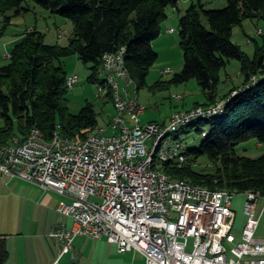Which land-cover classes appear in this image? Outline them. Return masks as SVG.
<instances>
[{
    "label": "trees",
    "instance_id": "trees-1",
    "mask_svg": "<svg viewBox=\"0 0 264 264\" xmlns=\"http://www.w3.org/2000/svg\"><path fill=\"white\" fill-rule=\"evenodd\" d=\"M31 1L71 20L74 31L67 46L48 44L46 35L38 30L26 33L15 44L10 63L0 69V115L5 122L0 127V146L26 139L33 129L51 137L59 128L64 136L83 141L99 127L98 114L91 104L78 115L69 111L68 74L62 60L77 56L90 67L88 81L103 84L104 56L125 49L126 70L138 90L144 88L159 60L153 42L162 34L167 10L178 9L180 0H0V19L4 20L0 39L13 19L28 11L24 5ZM257 19H264V0H228L222 10L192 4L180 18L185 65L173 83L196 80L208 99L204 105L219 99L230 101L221 116L209 122L200 119L179 132L210 126L206 133L197 130L206 139L200 147L188 150L189 164L183 168L162 165L174 179L192 180L212 191L253 192L264 197V156L251 159L237 153L240 145L251 140L264 145V46L258 45L251 58L232 42L235 27ZM232 60L241 63L243 83L219 98L221 72ZM254 78L257 83L253 86ZM15 122L18 135L13 131ZM203 157L212 163L209 172L195 168ZM8 256L1 244L0 264H5Z\"/></svg>",
    "mask_w": 264,
    "mask_h": 264
},
{
    "label": "built area",
    "instance_id": "built-area-1",
    "mask_svg": "<svg viewBox=\"0 0 264 264\" xmlns=\"http://www.w3.org/2000/svg\"><path fill=\"white\" fill-rule=\"evenodd\" d=\"M121 53L104 56L109 79L116 81L114 95H120V108L111 125L97 133V141L73 150L59 138L56 147H45L32 135L0 151V174L64 198L59 212L74 226L50 233L60 257L72 250L75 239L89 237L115 244L121 254L138 251L145 257L143 264H264V241L256 236L260 200L246 197L247 222L237 237L232 195L168 186L162 177L148 172V155L163 131L223 102L176 113L168 124L142 125L146 108L131 97L130 86L119 75ZM69 81L73 89L80 79L69 76ZM166 158L169 153L163 161ZM180 161L191 160L181 156Z\"/></svg>",
    "mask_w": 264,
    "mask_h": 264
},
{
    "label": "rangeland",
    "instance_id": "rangeland-1",
    "mask_svg": "<svg viewBox=\"0 0 264 264\" xmlns=\"http://www.w3.org/2000/svg\"><path fill=\"white\" fill-rule=\"evenodd\" d=\"M192 4L199 7L202 5L206 10H222L228 6V0H180L178 9L170 7L167 10L168 18L162 24V34L153 42V46L159 55V60L150 70L147 85L137 90V92L134 86L130 88L132 89V96L138 97L142 106L146 108L144 115L158 124H168L170 118L176 113L188 112L190 109L192 111L198 107H209L226 101V99H219L214 104L204 105L208 99L196 80L185 84L173 83L174 76L181 73L185 65V54L180 46V18ZM24 7L28 11L22 16L15 17L12 21V26L7 29L5 35L0 39V69L10 63L9 55L15 44L28 32L34 30L43 32L46 35V42L51 45L67 46L69 44L70 37L74 31V24L71 20L54 15L32 1L25 4ZM13 14L11 13L10 15ZM203 21L205 26L208 27L206 18H203ZM3 22L4 20L0 19V29L4 25ZM171 30L175 33H171ZM232 42L253 58L258 45L264 46V19L246 20L242 26L235 27ZM62 63L68 77L78 76L80 79L79 84L75 88H69L67 95L69 111L74 115H78L87 104H91L98 114L99 128L109 127L112 118L116 115L114 101L112 98H105L106 92L101 93L97 84L88 81L91 75L90 67L85 65L77 56L65 58ZM101 78L103 79L102 74ZM242 83L241 63L237 60H232L221 72L218 97L221 98L232 88L241 86ZM140 119L142 121V117ZM206 121L209 122L210 120ZM4 126L5 122L0 115V127ZM197 130H202V132L206 133L210 130V126H197L194 130L189 129L188 132L186 130L185 133H181L180 139L186 144L187 150L200 147L206 139V136L197 133ZM13 131L15 135H18L16 122L14 123ZM237 153L251 159H259L264 156V145L257 140H251L240 145ZM195 168L198 171L207 170L209 172L212 168V163L208 158L203 157L198 160ZM15 180L18 181V193L21 192L23 195L25 190L29 192V188L23 186V184L30 185L29 183L19 179ZM63 200L64 198L60 196L57 208L58 213L54 217L55 224L59 223V226L72 229L73 220L59 212V205ZM20 201H22V196L16 198L17 206L21 208L25 203L23 201L21 206ZM245 203L246 194H234L233 210L236 213L234 234L237 237L241 236L247 222ZM256 213L261 220L256 236L264 240V200L259 201ZM93 240L89 237H79L76 244L80 243L81 247L86 249L87 256H90L89 254L96 252L98 249L94 246L95 241ZM116 250L118 251L117 248ZM113 258L112 260L115 263L116 253ZM130 258L132 259L131 256ZM87 264H100V262L98 258H90L87 260Z\"/></svg>",
    "mask_w": 264,
    "mask_h": 264
},
{
    "label": "crops",
    "instance_id": "crops-1",
    "mask_svg": "<svg viewBox=\"0 0 264 264\" xmlns=\"http://www.w3.org/2000/svg\"><path fill=\"white\" fill-rule=\"evenodd\" d=\"M141 117L142 125L155 122L144 114ZM17 185L18 181L15 179L0 174V245L4 244L9 254L5 264H61L62 261V264H87L90 258H98L100 264L144 263L142 253L132 251L121 254L116 250L117 246L107 240H93L98 249L87 256L86 249L80 243L76 244L77 238L72 244V250L60 257L56 242L50 238V233L55 228L62 227L59 223L55 224L54 220L60 196L33 184H23L29 188V192L25 190L22 195L17 192ZM21 196L20 205L22 206L23 201L25 203L23 209L16 203V198ZM260 240L264 241L262 238ZM115 253L117 258L114 263L112 259ZM76 255L78 257L74 260Z\"/></svg>",
    "mask_w": 264,
    "mask_h": 264
},
{
    "label": "bare ground",
    "instance_id": "bare-ground-1",
    "mask_svg": "<svg viewBox=\"0 0 264 264\" xmlns=\"http://www.w3.org/2000/svg\"><path fill=\"white\" fill-rule=\"evenodd\" d=\"M173 32V30H171ZM113 57H120V51L113 53ZM168 73V72H167ZM103 81L104 83L98 84L101 93L106 92V97L112 98L114 101L115 109L118 111L120 108V95H114L116 93V81H110L109 76L106 72V65L103 64L102 69ZM119 75L125 80L127 85L130 88L133 86L138 90L135 82L131 79L128 71L126 70L125 64V49H122L121 53V66L119 67ZM261 78V77H259ZM255 79V78H254ZM252 82V81H251ZM257 83V79L253 80L251 85H255ZM67 87L70 88V81L69 77L67 78ZM131 97L134 99H138V97L132 96V89H131ZM230 100L225 101L216 109L209 110V111H199L196 114V118L189 119L186 121H180L179 125L176 128H170L166 131H163L157 140L154 142L153 147L148 155V172L150 175L153 176H160L162 177L168 186H183L188 190H192L197 193H206V194H230L232 198H234V194L229 191H212L204 186L195 184L192 180H179L174 179L171 174L166 173L161 168L164 163H170L173 166L178 168H183L190 162H181L180 158H185V160H191L190 154L186 148V144L180 139L181 133H179L183 129H187L193 122L198 121L200 119H212L216 116H221L226 110V105ZM191 110V109H190ZM188 112H180V114H187ZM225 110V111H224ZM193 111V110H192ZM111 125V124H110ZM105 128H97L91 134L87 136V138L83 141L73 140L66 136H64L59 128L55 130L51 137L45 136L39 129H33L28 137L24 140L15 139L8 145L0 146V151H6L14 148L18 141H27L31 139V136L34 135L41 144L45 147H56L58 144V138L61 144L67 147L73 148V150H81L82 147H86L91 144L93 141H97V133H103ZM183 133V132H182ZM181 146L179 150H177L178 146ZM165 161H163V156H168ZM246 197H253L256 200H263L264 197H261L257 193L248 192L246 193Z\"/></svg>",
    "mask_w": 264,
    "mask_h": 264
}]
</instances>
